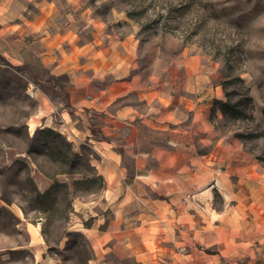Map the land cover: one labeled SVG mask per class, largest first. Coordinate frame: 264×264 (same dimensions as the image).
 <instances>
[{"label":"rangeland","instance_id":"obj_1","mask_svg":"<svg viewBox=\"0 0 264 264\" xmlns=\"http://www.w3.org/2000/svg\"><path fill=\"white\" fill-rule=\"evenodd\" d=\"M97 50L111 54L106 70L91 58ZM25 65L40 77H60L77 106L73 112ZM136 77L153 86L151 115L123 118L120 128L105 133L112 118L97 109V98L122 83L114 108L134 104ZM181 97L210 105L218 178L242 159L253 170L243 173L264 174V0H0V264L42 262L34 258L39 248L51 264H97L92 239L117 206L132 204L119 212L127 217L123 228L151 215L140 196L150 193L151 182L135 178L144 176V160L159 167L158 157L187 141L193 151H207L201 143L207 134L189 125L193 110H186L185 122L167 121L172 109L181 110ZM221 103L238 113H224ZM171 131L177 132L173 144ZM113 165L124 168L117 185L135 192V201L131 193L106 192L114 187L106 179ZM164 180L155 183L159 192L184 189ZM209 187L219 215L234 205L225 183ZM202 191L186 194L183 203L208 204Z\"/></svg>","mask_w":264,"mask_h":264},{"label":"crops","instance_id":"obj_2","mask_svg":"<svg viewBox=\"0 0 264 264\" xmlns=\"http://www.w3.org/2000/svg\"><path fill=\"white\" fill-rule=\"evenodd\" d=\"M91 49L93 48H89L85 53H89ZM91 58L102 62L105 70L111 65V54L105 50H97ZM121 85L122 83H117L107 90L104 89L102 95L97 98V109L112 118L113 128L104 126L102 130L105 133L111 134V130L120 128L123 118H142L151 115V109L147 107L154 96L151 82H141L139 77H136L130 89L134 96V104L114 108L117 106L115 102L122 95ZM189 91L197 93L198 89L192 87ZM207 91V96L214 97L212 95L214 89L209 88ZM159 92L156 90L157 97ZM69 95L71 102V94ZM207 96L203 98L206 99ZM88 102L91 107L94 106V101ZM179 103L182 106L181 110L178 107L172 109L167 121L185 122L188 120L186 110H193L194 113L188 120L189 125L197 127L198 133L207 134L208 141L201 140L203 149L207 151L197 153L193 151L195 146L192 142L187 141L188 143H177L180 148L176 151L168 150L166 157H158L159 167L154 166L155 160L145 159L144 176L137 174L135 178L144 177L151 182L150 193L140 195L145 199L147 207L145 213L151 215H144V218L134 217L143 220L142 223L136 224L135 227L130 224L123 228L122 225L127 222L124 218L127 217L121 216L119 212L122 210L126 213L132 208V204L125 202L123 206H117L113 220L97 229L92 239L95 261L97 264H124L125 261L126 264H264V174L251 172L252 167L246 164L247 159H242L234 171L224 173V178H218L215 137H212V150L210 144L211 135L215 134L209 122L210 105L205 103L198 105L199 102L185 97H181L177 104ZM71 105L73 108L77 107L72 102ZM179 131L187 135V131L182 129ZM195 132L191 131L190 135ZM176 133L170 132V144ZM114 159L115 165H119L120 158L116 156ZM248 166L251 169L250 173H243ZM123 171L124 168L118 171L113 165V169L106 172L109 184L114 185L109 186L106 192L118 198L127 197L131 193L134 196L132 201H135L138 197L135 192L117 185L123 179ZM160 179H165L164 183L171 189L175 180L181 182L184 189L159 192L154 187ZM253 180L255 184L248 187L249 182ZM213 181L225 183L227 186L225 197L234 201V205L226 206L220 215L213 205L216 190L209 187ZM200 191L208 199V204L200 207L192 203H183L186 194ZM152 214H155L158 220ZM40 244L42 242L38 240V245ZM39 251L34 253V258L38 259L40 256L42 262L36 260L33 264H51L45 252L41 248Z\"/></svg>","mask_w":264,"mask_h":264},{"label":"trees","instance_id":"obj_3","mask_svg":"<svg viewBox=\"0 0 264 264\" xmlns=\"http://www.w3.org/2000/svg\"><path fill=\"white\" fill-rule=\"evenodd\" d=\"M25 69L33 76L34 80L48 87L54 94L61 96L64 101V108L68 110V112L70 113L73 112V107L70 102V95L66 91V89L62 85H60L59 83L60 77L54 75H47L45 77H40L34 72L32 67L29 65H25ZM220 105L224 113H227L231 110L232 112L234 111L235 114L238 113L236 112L234 107L230 105V103H221ZM40 133L44 135H53L54 137L59 136V134L53 132L51 129H43L40 131ZM102 140H104V138Z\"/></svg>","mask_w":264,"mask_h":264}]
</instances>
